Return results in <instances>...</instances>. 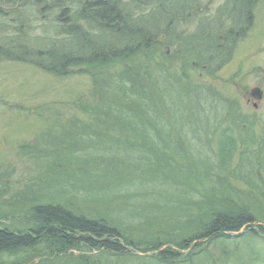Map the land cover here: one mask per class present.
<instances>
[{"label":"trees","instance_id":"1","mask_svg":"<svg viewBox=\"0 0 264 264\" xmlns=\"http://www.w3.org/2000/svg\"><path fill=\"white\" fill-rule=\"evenodd\" d=\"M169 1L157 0L154 6L153 0H0L3 7L0 9V60L33 63L57 75L79 60L76 51H90L88 59L96 63L107 62L116 55V59H130L122 70L127 77L110 82L113 84L110 87L103 84L109 90L105 92L107 95L101 91L96 93L101 99L99 102L93 95V100L87 101L92 122L79 119L78 112L85 110L78 103L76 114L62 130L46 129L44 135L49 137V145L40 150L50 151L45 167L52 171L45 175L49 178L57 167L62 169V175L55 182L60 191L57 198L62 200L40 194L39 201L24 200L21 209L11 207L17 213L27 214L22 227L29 231L21 233L23 228L0 225V253L23 255L21 260L41 259L45 255L67 253L70 248L81 249L83 243L90 253L73 255L68 261L74 264H264V209L256 202L258 195L241 196L238 190L221 185L216 169L210 171L215 173V178L210 173L205 179L196 176L199 169L177 170L174 176L165 168L168 157L164 153L157 155L160 150L149 148L148 140L138 138L147 125L155 136L176 133L187 142L188 121L198 126L199 131H210L208 137L212 143L217 142L221 163L227 159L232 161L235 155L247 161L248 152L257 154L258 168L251 173L253 164L248 160L251 165L248 174L257 176L258 181L252 184L263 192L264 180L257 173L262 175L264 139L260 143L254 138L257 128L264 134L263 118L244 108L235 112L236 101L227 97L234 102L231 103L217 97V102L227 101V112L222 106L227 115L226 124L217 121L215 127L206 128L194 123L193 117L201 121L207 117L200 112L206 104L203 93L191 95L193 90L186 98L195 104L188 105L190 112H171L173 122L182 124V128L176 124L170 126L167 121L168 126L164 127L167 110L162 103L157 104L158 100H153L149 85L143 86V74H151L148 65L155 67V59L161 63L165 56L164 51L158 54V48L153 47L162 35L154 12L155 8L166 9ZM244 1L246 6L250 4V0ZM109 52L116 53L110 56ZM139 58L148 63L137 62ZM194 62L210 67L207 62L188 60L189 69H199ZM223 63L213 67V72ZM135 71L142 73L141 78L132 76ZM185 83L194 88L191 79ZM202 86L207 95H214V90ZM55 113L59 112L51 110L46 118L58 120ZM37 151L34 154L42 155ZM216 164L219 166L218 161ZM240 167L244 170L243 164L237 169ZM207 178L211 182L204 181ZM106 197L127 198L130 207V198H135L138 206L142 204L145 216L152 215L146 216L152 228L143 225L145 236L128 238L124 228L134 224L124 221L127 214L123 211L120 213L123 216L116 218L103 214L100 208L106 205ZM78 200L89 204L97 201L98 205L89 210L78 205ZM116 228H123V232H117ZM75 234H81L79 242L72 241ZM214 247L218 248V254L211 258Z\"/></svg>","mask_w":264,"mask_h":264},{"label":"rangeland","instance_id":"2","mask_svg":"<svg viewBox=\"0 0 264 264\" xmlns=\"http://www.w3.org/2000/svg\"><path fill=\"white\" fill-rule=\"evenodd\" d=\"M235 2H242V0ZM235 2L232 3L231 0H170L166 9L155 8L154 20L159 25V32L161 31L162 35L155 40L153 47L158 48V54L164 51L165 56L161 63L155 59V67L148 65V69L151 70L149 76L145 74L142 76V73L136 71L132 73V76L137 78L142 76L143 86L148 88L147 84L149 85L153 100L155 102L158 100L157 104L162 103L167 110L168 115L163 120L164 127L168 126L167 122L170 126L176 124L172 120L171 112L174 114L186 113V110L190 112L188 105L195 104L187 101L186 98L189 91L193 90L194 93L191 95L203 93L206 102L205 110L200 112L205 113L207 118L201 121L193 117L196 124L212 128L211 125L215 127L217 121L225 123L227 115L222 106L227 112L228 104H225L227 101L217 102V97H222L231 103H234L231 100L236 101L235 105L238 106L235 112H240L238 110L244 108L248 112H256L264 121V97L257 108L249 99L251 88L259 85L264 90V0H250V4H247L249 6ZM153 4L157 6V0H153ZM98 29L102 31L99 27ZM159 38H162V41H158ZM167 46L169 50L165 51ZM76 52L79 60L57 75L44 71L33 63L0 60V225L23 228L21 233L29 231L27 227H22L23 222L27 221V214L17 213L11 210V207L21 209L20 205L24 203V200L27 202L36 200L40 194L47 195L48 199L62 200L57 198L59 197L58 186L55 184L63 173L62 169L57 167L49 178L45 175L47 171H52L45 167L50 151L40 150L49 145V137L44 135L46 129L55 127L62 130V126L67 125L71 116L76 114L75 109L78 103H82L86 111V113L78 112L79 119L92 122L87 101L93 100L92 95L100 101L96 93L101 91L107 95L105 92L109 90L108 87L113 86L110 82L127 77L126 72L122 70L127 60H130L128 58L116 59L118 57L116 55L107 62L99 61L103 63L101 64L88 59L90 51ZM115 53L109 52V55L112 56ZM137 57L141 56L134 58ZM188 60L207 62L210 67L205 68L194 62L199 69H189ZM136 61L148 63L143 59L141 61V58ZM222 61L225 64H220V68L213 72L212 68L215 69V66ZM145 70L147 71V68ZM91 74L96 77L93 78ZM101 79L102 82H100ZM188 79H191L194 88L185 83ZM202 84L205 88L214 90V95L211 94L214 97L204 92ZM198 86L201 87L197 88ZM147 88L144 90H150ZM50 109L59 112L55 113L59 117L58 120L46 118L48 112L51 115ZM208 117H210L209 120ZM151 119L147 121L151 122ZM235 120L236 118L233 122ZM176 125L182 128V124ZM197 127L186 122L185 128L189 131L187 142L184 137L176 133L171 136H155L147 129V125L143 127L144 131L138 135V138L148 140L149 148L160 150L156 153L157 155L161 156L160 154L164 153L165 157H168L165 168L174 176L178 173L177 170L199 169L195 172L196 176H202L205 179L212 169H216L217 175L221 178V185L238 190L241 196L254 197L257 194L256 202L261 209H264V183L263 192L257 190L252 184L258 181L257 176L248 174L251 169L248 160L253 164L251 173L253 171L255 173L258 168L257 154L248 152L247 161L235 155L232 161L227 159L226 163H221L220 156H217V142L212 143L211 138L208 137L210 131H199ZM111 132L119 134L115 130ZM261 133L263 130L257 128L254 137L260 143L264 139V134ZM179 143L182 145L180 146ZM125 148L124 146L123 149ZM34 151L42 155L38 156L34 154ZM217 161L219 166L216 164ZM240 163L244 165V170L241 167L237 169ZM260 166L262 175L260 172L257 174L264 180V163L262 162ZM210 176L215 178V173H210ZM104 180L107 181L108 177ZM42 181L45 182L43 185ZM204 181L211 182L209 178ZM130 199L131 207L126 203L127 198L106 197V205L103 207L101 204L100 210L102 209L103 214L113 218L122 217L120 213L123 211L127 214L124 221L127 224H134V227L124 228L128 238L143 237L147 234L144 226H151L146 216L150 218L152 215L145 216L142 204L138 206L135 198ZM64 200L69 199L64 198ZM17 202L18 205L15 207ZM41 202H48V200L41 199ZM78 205L90 210L92 206L98 204L97 201L89 204L78 200ZM15 223L21 225H15ZM127 224L126 227H128ZM116 231L123 232V228H116ZM80 236L81 234H75L72 241L79 242ZM119 241L124 245L123 239ZM80 247L81 249L70 248L67 253L60 255H45L41 259L33 257L27 260L19 259L23 255H9L3 252L0 253V264H74L68 261L73 255L80 257L82 254L90 253L83 243ZM217 254L218 248L214 247V255L210 257L215 258Z\"/></svg>","mask_w":264,"mask_h":264},{"label":"water","instance_id":"3","mask_svg":"<svg viewBox=\"0 0 264 264\" xmlns=\"http://www.w3.org/2000/svg\"><path fill=\"white\" fill-rule=\"evenodd\" d=\"M158 41H162V38H159ZM169 47L167 46L165 48V51H168ZM251 96L256 99V100H261L263 97V90L260 87H254L251 90ZM255 106H257V104H255Z\"/></svg>","mask_w":264,"mask_h":264},{"label":"bare ground","instance_id":"4","mask_svg":"<svg viewBox=\"0 0 264 264\" xmlns=\"http://www.w3.org/2000/svg\"><path fill=\"white\" fill-rule=\"evenodd\" d=\"M242 2L243 3H246L244 0H242ZM247 6H249V5H247ZM3 7L2 6H0V9H2ZM58 192H60V191H58Z\"/></svg>","mask_w":264,"mask_h":264}]
</instances>
